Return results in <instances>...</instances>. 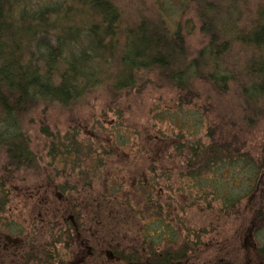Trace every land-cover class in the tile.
<instances>
[{
    "label": "trees",
    "instance_id": "1",
    "mask_svg": "<svg viewBox=\"0 0 264 264\" xmlns=\"http://www.w3.org/2000/svg\"><path fill=\"white\" fill-rule=\"evenodd\" d=\"M249 1L185 0L207 39L192 57L186 48L185 28L178 22L177 30L172 32L168 26V0H145L149 6L142 8L137 4L136 18L131 22L123 19L121 0H0V173L33 170L35 157L23 131L22 118L38 105L66 108L100 85L116 93L130 90L137 80L151 73L187 99L197 98L200 85L204 90L203 94L200 90V97L224 104H220L223 109L227 103L222 100L233 96L231 110H238L234 114L236 126L251 127L264 120V0H256L248 14ZM235 51L240 55L231 62ZM205 106L200 98V112L204 114L208 113ZM219 116L224 119L226 115ZM213 128L211 122H206L204 136L189 146L188 161L184 160L183 167L187 183L180 189L181 195L195 199H190L195 206L200 201L205 204V211L213 215L207 219L211 225L215 220L235 217L242 201L253 196L258 187L261 195H256L251 234L255 253L262 258L264 247L256 240L264 229V182L258 185L264 161H256L244 150L235 131L225 136ZM41 132L51 137L47 163L54 164L51 169L56 174L57 167L62 172L68 166L71 172L79 168L77 158L84 150L82 143L68 136L61 142L59 135L44 128ZM74 160L76 167L70 164ZM242 168L245 170L237 178ZM157 180L151 179L149 191L144 189V204L136 211L142 223L135 243L119 248L111 243L113 260L124 264H182L193 253L190 246L180 244L176 230L162 215L154 198ZM65 190H59V196L67 203H56L58 209L54 212L59 221L47 223L41 242L31 232L34 237L25 243L26 251L19 246L20 238L25 237L24 229L16 233L21 229L18 224L8 223L2 229L0 226V258L10 260L8 264L66 263L57 244H65L62 250L67 251L82 225L77 215L80 211L69 201L70 191ZM9 195L1 177L0 211ZM116 196L101 194L94 196L90 205L88 201L81 203L89 209V222L97 235L127 217L115 210L117 203L112 197ZM208 234L204 229L200 231V237ZM3 259L0 264H6Z\"/></svg>",
    "mask_w": 264,
    "mask_h": 264
},
{
    "label": "rangeland",
    "instance_id": "2",
    "mask_svg": "<svg viewBox=\"0 0 264 264\" xmlns=\"http://www.w3.org/2000/svg\"><path fill=\"white\" fill-rule=\"evenodd\" d=\"M255 3L256 0L247 3L246 13L251 12ZM137 4L141 8L149 6L145 0H121L125 21L131 22L136 18ZM189 6L185 0H168V26L172 32L177 30L178 22L185 28L187 52L193 57L207 39L200 32L199 23ZM238 55V51L233 52L230 61L235 62ZM201 83L204 85V82ZM200 90L203 94L201 85L197 98L187 99L185 94L177 95L170 85L151 73L137 80L136 86L130 90L116 93L107 85H100L69 107L40 104L29 111L22 118V128L35 157V166L26 172L0 173L5 188L10 192L5 208L0 211L1 229L8 223L20 226L16 233L24 229L25 237L19 240V246L24 251L28 248L25 243L34 237V233L38 237L36 241L41 242L47 223L59 221V216L55 217L54 213L58 209L56 203H67L59 196V190L67 189L70 191L67 195L71 196L69 201L80 211L77 215L82 231L78 236L74 234L73 245L67 251L62 250L66 248L65 244H57L65 264H124L113 260L109 248L111 243L118 248L135 243L142 223L136 211L144 204V189L149 191L151 179L158 178L159 187L154 188V198L162 208V215L176 230L180 244L194 249L182 264H264V257L260 258L255 253L251 234L257 196L261 195L258 187L253 196L242 201L235 217L219 222L215 220L211 225L207 219L213 215L205 211V204L200 201L195 206V199L190 198L191 201L181 195L180 189L187 183L183 176L184 160L188 161L189 146H194L202 134L204 136L206 122H211L213 129L225 136H231L235 131V138L239 136L244 150L250 152L256 161H264V120L251 127L236 126L237 117L234 114L238 110H231L234 97L230 95L222 100L231 112L227 107L223 109L221 106L225 105L222 103L216 104L203 95L200 97ZM200 98L206 104V114L200 112ZM220 114L227 117L222 119ZM204 115L205 119L202 118ZM187 122H190L189 128ZM42 128L59 135L61 142L68 136L83 144L84 150L77 158L78 169L71 172L68 166L69 169L62 172L57 167V174L51 169L54 164L47 163L51 137L42 134ZM1 163L2 157L0 166ZM70 164L76 167V160ZM243 169H238L237 178L244 172ZM263 182L264 174L258 185L262 186ZM101 194H116L112 197L117 203L114 208L126 213L127 217L118 221L111 230L97 235L95 226L89 222V209L86 210V205L81 203L88 201L90 205L94 196L100 197ZM200 205L203 208L198 207ZM117 207L121 208L118 210ZM203 229L209 232L206 237H200ZM256 243L264 247V229L257 235ZM3 261L6 264L11 262L7 258Z\"/></svg>",
    "mask_w": 264,
    "mask_h": 264
}]
</instances>
